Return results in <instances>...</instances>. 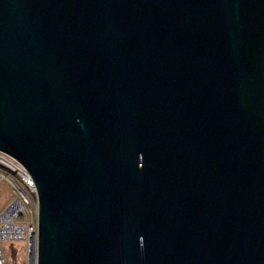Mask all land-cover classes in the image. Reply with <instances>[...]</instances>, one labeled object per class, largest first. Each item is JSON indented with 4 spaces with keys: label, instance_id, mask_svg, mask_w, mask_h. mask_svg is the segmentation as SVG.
Returning a JSON list of instances; mask_svg holds the SVG:
<instances>
[{
    "label": "water",
    "instance_id": "1",
    "mask_svg": "<svg viewBox=\"0 0 264 264\" xmlns=\"http://www.w3.org/2000/svg\"><path fill=\"white\" fill-rule=\"evenodd\" d=\"M0 151L31 264H264V0H0Z\"/></svg>",
    "mask_w": 264,
    "mask_h": 264
},
{
    "label": "built area",
    "instance_id": "2",
    "mask_svg": "<svg viewBox=\"0 0 264 264\" xmlns=\"http://www.w3.org/2000/svg\"><path fill=\"white\" fill-rule=\"evenodd\" d=\"M0 178L14 193L8 206L0 213V264H4L1 243L19 240L29 245L36 234V202L34 188L24 168L0 151ZM29 262V260H28ZM29 264H31L29 262Z\"/></svg>",
    "mask_w": 264,
    "mask_h": 264
},
{
    "label": "rangeland",
    "instance_id": "3",
    "mask_svg": "<svg viewBox=\"0 0 264 264\" xmlns=\"http://www.w3.org/2000/svg\"><path fill=\"white\" fill-rule=\"evenodd\" d=\"M13 196L11 188L0 178V213L8 206ZM1 247L4 264H29L26 242L4 240Z\"/></svg>",
    "mask_w": 264,
    "mask_h": 264
},
{
    "label": "bare ground",
    "instance_id": "4",
    "mask_svg": "<svg viewBox=\"0 0 264 264\" xmlns=\"http://www.w3.org/2000/svg\"><path fill=\"white\" fill-rule=\"evenodd\" d=\"M0 174H1V175H4V174H2L1 172H0ZM30 263H31V262H30Z\"/></svg>",
    "mask_w": 264,
    "mask_h": 264
}]
</instances>
